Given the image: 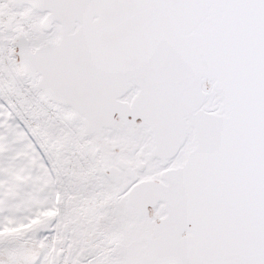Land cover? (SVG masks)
<instances>
[{"label":"snow or ice","instance_id":"snow-or-ice-1","mask_svg":"<svg viewBox=\"0 0 264 264\" xmlns=\"http://www.w3.org/2000/svg\"><path fill=\"white\" fill-rule=\"evenodd\" d=\"M0 264H264V0H0Z\"/></svg>","mask_w":264,"mask_h":264}]
</instances>
